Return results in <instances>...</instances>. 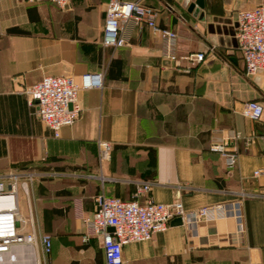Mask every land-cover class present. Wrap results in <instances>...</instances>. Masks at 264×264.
Masks as SVG:
<instances>
[{
	"label": "crops",
	"instance_id": "0c3cea01",
	"mask_svg": "<svg viewBox=\"0 0 264 264\" xmlns=\"http://www.w3.org/2000/svg\"><path fill=\"white\" fill-rule=\"evenodd\" d=\"M156 12V25L176 33L177 58L161 57L159 38L145 27L123 26L127 45L104 47L107 0H70L61 10L47 1L0 0V175H37L18 191V229L47 236L51 252L40 264H105L101 239L86 233L98 194L128 201L144 182L159 204L194 211L235 202L233 217L188 229L179 217L147 243L122 248L123 264H264V113L245 119L249 101L264 109V71L244 74L236 42V13L264 0H126ZM202 54L201 61L195 55ZM101 74V88L80 90L82 113L58 138L38 119L25 91L42 78L76 83ZM238 144L228 171L210 145L229 132ZM112 146L98 163V143ZM263 173L254 177V172ZM101 175L100 183L86 179Z\"/></svg>",
	"mask_w": 264,
	"mask_h": 264
},
{
	"label": "built area",
	"instance_id": "2783aa9c",
	"mask_svg": "<svg viewBox=\"0 0 264 264\" xmlns=\"http://www.w3.org/2000/svg\"><path fill=\"white\" fill-rule=\"evenodd\" d=\"M22 3L34 4L47 1L58 9H67L70 0H18ZM237 48L242 56L244 74L253 78L264 71V4L251 10L236 13ZM145 27L159 38L161 57L165 61L177 58L176 33L161 29L156 25V12L140 3L126 0H107L104 8L103 41L104 47L122 48L128 43L123 26ZM202 54L195 55L201 61ZM102 75L90 74L76 83L68 76L42 78L38 83L25 91L29 106L36 107L38 119L58 138L60 131L71 127L81 116L82 109L78 99L80 90L101 88ZM263 107L255 101L245 103L242 116L250 121L258 122L263 116ZM243 142L250 146L251 139L244 138L236 131L213 142L209 152L217 155L224 162L225 168L232 170L238 161V144ZM112 146L98 143V163L101 166L111 160ZM263 171L254 172L258 177ZM37 175L27 173H7L0 175V264H40L37 247L41 254L47 256L51 252V241L47 236L37 237L34 233L22 234L18 229V191L28 194L29 186ZM86 179L105 182L98 175H87ZM152 183L139 185L132 198L122 201L118 198L98 194L93 198V214L84 219L86 233L83 241L91 237L101 239L105 264H123L122 248L134 243H147L158 233L168 229L169 221L179 217L188 229L198 223H210L233 217L241 228L240 201L254 195L240 193L235 202L202 207L194 211H185L181 203L159 204L148 197ZM9 203L10 206L1 204ZM112 229V232L109 231Z\"/></svg>",
	"mask_w": 264,
	"mask_h": 264
},
{
	"label": "bare ground",
	"instance_id": "6f19581e",
	"mask_svg": "<svg viewBox=\"0 0 264 264\" xmlns=\"http://www.w3.org/2000/svg\"><path fill=\"white\" fill-rule=\"evenodd\" d=\"M2 206L4 205V206H10V204L9 203H6V204H1Z\"/></svg>",
	"mask_w": 264,
	"mask_h": 264
},
{
	"label": "water",
	"instance_id": "95a60500",
	"mask_svg": "<svg viewBox=\"0 0 264 264\" xmlns=\"http://www.w3.org/2000/svg\"><path fill=\"white\" fill-rule=\"evenodd\" d=\"M110 232H112V229H109Z\"/></svg>",
	"mask_w": 264,
	"mask_h": 264
}]
</instances>
